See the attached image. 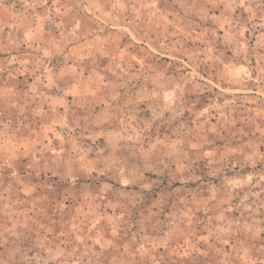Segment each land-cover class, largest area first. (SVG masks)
Wrapping results in <instances>:
<instances>
[{"label":"rangeland","instance_id":"374dc122","mask_svg":"<svg viewBox=\"0 0 264 264\" xmlns=\"http://www.w3.org/2000/svg\"><path fill=\"white\" fill-rule=\"evenodd\" d=\"M0 264H264V0H0Z\"/></svg>","mask_w":264,"mask_h":264}]
</instances>
